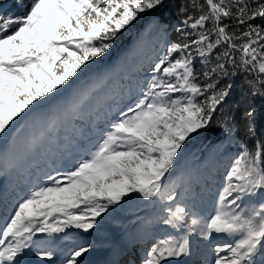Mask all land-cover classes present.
Wrapping results in <instances>:
<instances>
[{"label":"snow or ice","instance_id":"snow-or-ice-1","mask_svg":"<svg viewBox=\"0 0 264 264\" xmlns=\"http://www.w3.org/2000/svg\"><path fill=\"white\" fill-rule=\"evenodd\" d=\"M168 6L0 8V264H92L102 223L124 213L102 264H264V118L230 103L236 87L264 100V0L177 3L175 25L151 17L154 43L112 58L129 25Z\"/></svg>","mask_w":264,"mask_h":264},{"label":"trees","instance_id":"trees-1","mask_svg":"<svg viewBox=\"0 0 264 264\" xmlns=\"http://www.w3.org/2000/svg\"><path fill=\"white\" fill-rule=\"evenodd\" d=\"M181 2H186V0H168L169 3L168 7L161 9L156 13L149 12L148 14L143 16V19H139L138 23L134 21L133 24L135 26L132 27L131 25H129L128 27H130V31L124 32L122 35H120L118 40L116 41V44L118 43L121 44V46L123 47L122 50L124 52L125 51L128 52L130 49L134 48V45L137 41L142 40L143 42H145V36L148 33L147 26L153 15L159 16L161 19L168 21L172 25H175V21L177 17L175 5ZM169 32L173 36L176 34L174 28H170ZM152 43H149V45L147 46H150ZM136 59L137 56L135 54L130 55V57L128 58L129 72L132 71V65L135 64ZM127 82L128 81L123 78V74H121L120 76L114 77L111 81H109L107 88H110L112 90H120L127 84ZM230 103L234 109L235 108L239 109L241 116L243 115V109L247 107L249 103L254 104L258 109V113H257L258 126L262 123V118H264V100H261L259 98L253 100L251 97H248L240 87H236L234 89ZM218 137H219V133L206 134L205 136L199 137L198 140L201 145L198 149L197 154L202 155L205 151L204 148L207 147L208 144H211L212 142L217 140ZM233 151H235V149H233ZM192 155H193V151L190 150L191 158H193ZM106 220L108 221V223L112 224V221L109 218H107ZM138 254L141 256L143 255L142 252ZM135 258H136L135 256L131 257V259L133 260H135Z\"/></svg>","mask_w":264,"mask_h":264},{"label":"rangeland","instance_id":"rangeland-1","mask_svg":"<svg viewBox=\"0 0 264 264\" xmlns=\"http://www.w3.org/2000/svg\"><path fill=\"white\" fill-rule=\"evenodd\" d=\"M154 39V35L150 34L147 37V42H150L151 40ZM195 142H193L192 145H194ZM139 211H137L136 214H138ZM117 221H119L118 223H120L119 218L115 219ZM121 226V234L116 233L113 230H107V237L103 238L99 243L97 242V240L94 242L96 244H98V247L96 248L95 253H92L91 256L89 257V259H91L92 261H94L96 264L103 262L109 255V250L108 248L105 246L107 243H113V242H120L123 239V225L122 223L118 224ZM73 244V241L71 239H65L62 241V246L64 247H71ZM41 259H46V258H41Z\"/></svg>","mask_w":264,"mask_h":264}]
</instances>
